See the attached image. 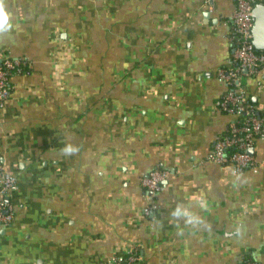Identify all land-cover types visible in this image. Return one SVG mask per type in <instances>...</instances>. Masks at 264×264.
Listing matches in <instances>:
<instances>
[{"label":"crops","instance_id":"crops-1","mask_svg":"<svg viewBox=\"0 0 264 264\" xmlns=\"http://www.w3.org/2000/svg\"><path fill=\"white\" fill-rule=\"evenodd\" d=\"M5 8L0 56L28 72L0 107V166L17 185L0 264H110L128 249L137 264H264V132L248 150L255 173L207 160L234 119L217 79L237 67L234 0ZM235 88L263 117L264 68ZM154 169L167 175L149 201L140 181Z\"/></svg>","mask_w":264,"mask_h":264},{"label":"built area","instance_id":"built-area-1","mask_svg":"<svg viewBox=\"0 0 264 264\" xmlns=\"http://www.w3.org/2000/svg\"><path fill=\"white\" fill-rule=\"evenodd\" d=\"M256 3L264 0H234V11L231 16L230 40L234 43V60L236 68L220 70L217 79L230 86V90L219 103L222 112L232 115L233 121L229 124L227 134L221 136L213 145L207 160L220 165H229L235 174L241 175L247 170L256 172L253 160L248 150L252 149L256 136L264 132V116H257L256 109L250 105L244 94L236 91V84L241 70L250 74L264 68V54L256 53L251 44L252 8ZM0 107L10 95V73H19L22 66L21 59H12L6 54L0 56ZM234 86V87H233ZM232 152H228L230 149ZM167 173L154 169L141 179L140 185L146 192L148 200H152ZM16 179L6 173L0 166V224L7 226L12 220V206L7 200L16 191ZM152 208V207H151ZM151 208L145 209L148 214ZM243 257L238 264H257ZM138 258L135 251L128 249L121 255L111 258L110 264H133Z\"/></svg>","mask_w":264,"mask_h":264},{"label":"water","instance_id":"water-1","mask_svg":"<svg viewBox=\"0 0 264 264\" xmlns=\"http://www.w3.org/2000/svg\"><path fill=\"white\" fill-rule=\"evenodd\" d=\"M251 16V44L255 51L264 52V3H256Z\"/></svg>","mask_w":264,"mask_h":264},{"label":"clouds","instance_id":"clouds-1","mask_svg":"<svg viewBox=\"0 0 264 264\" xmlns=\"http://www.w3.org/2000/svg\"><path fill=\"white\" fill-rule=\"evenodd\" d=\"M12 24L10 22V14L6 11L5 0H0V33L10 32L12 29ZM62 153L65 155H71L79 151L77 147H74L71 144L66 145L62 150ZM188 215L187 210L183 213L181 212L180 205H177L176 209L172 212L173 216ZM191 223V221H188Z\"/></svg>","mask_w":264,"mask_h":264},{"label":"trees","instance_id":"trees-1","mask_svg":"<svg viewBox=\"0 0 264 264\" xmlns=\"http://www.w3.org/2000/svg\"><path fill=\"white\" fill-rule=\"evenodd\" d=\"M256 53L264 54V52H260V51H256ZM0 64H1V62H0ZM0 66H1V65H0ZM27 67H28V65L26 64V62H23L22 66L19 67V73L12 71V72L10 73V77H11L12 75H15V74L20 75V74H24V73L28 72V68H27ZM226 134H227V131H226V133H225L224 135H226ZM233 150H234V149L232 148V149L228 150V152L230 153V152H232ZM226 165H227V164H226ZM245 258H249L248 260L253 261L250 257H246V256H245ZM133 264H137V263H133Z\"/></svg>","mask_w":264,"mask_h":264}]
</instances>
